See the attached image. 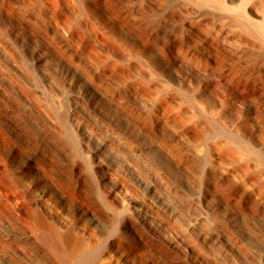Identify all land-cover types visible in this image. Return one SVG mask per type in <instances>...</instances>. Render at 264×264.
<instances>
[{
    "label": "rangeland",
    "instance_id": "374dc122",
    "mask_svg": "<svg viewBox=\"0 0 264 264\" xmlns=\"http://www.w3.org/2000/svg\"><path fill=\"white\" fill-rule=\"evenodd\" d=\"M84 1H86L85 4L83 0H0V45L5 47L6 52L8 51L7 57L9 58L6 59L0 54V65L3 64L0 68V239L5 241V238L7 239L16 234L10 237L11 239H7L8 242L0 244V253L11 252L14 255L13 252L22 246L17 241L15 242V238L20 240V242L22 241L21 243L25 241L23 248L21 247L25 251L29 250L30 253H35L34 250L36 249L37 253H42L38 252L41 251V248H38L40 243L34 238L31 239L30 232L22 227L23 224H26V218L20 215L19 207H28L29 202H32L29 204L31 208L28 207L27 209H29L28 212L31 213L30 217H32L33 221H38L39 217H43L44 211L34 201L35 190L36 188L40 190L54 185L57 190L59 188V194L64 198L66 197L67 211L70 212H68L69 215L72 214L70 215V225L68 224L69 228L75 229L74 231L82 235V227H87L90 230L93 243L100 245L99 247L103 249L98 248L101 254L106 249H111L110 240L113 238L115 240V237H117L116 239H121V242L116 240L120 246L116 244V249L113 250L114 253L112 252L116 260H120L122 251L131 250L128 249L129 246L132 249L137 246V248L135 247L137 251L141 248L138 252L135 250L139 256L138 262L149 260L153 264H190L175 251L161 245L162 243L158 240L152 237L150 239L146 230L136 220L132 223L136 222V225L140 226L138 230L142 236L144 235L147 245H136L129 234L121 230L122 226L120 227L121 224H118L117 220L119 216L124 217V209L118 205L116 200L114 201L109 196L108 188L103 184L100 185L97 175L93 173L95 171L94 162L79 147L81 146V136L69 123L68 103L63 105H56L55 103V107V101L51 97L52 95H49V92L43 91L49 96L47 97L41 90L40 92L38 91L39 87L36 86L39 84L37 69L33 67L30 57L26 55L24 49L22 50L24 48L23 42L12 33V25L3 17L4 14L15 20L29 34L32 41L28 38L25 39L29 46L35 51L43 50L48 53V62H50H47V65L52 69L58 84L63 86L64 76L57 74L56 70L51 66L53 62L65 63L67 66L69 64L77 72L79 78L92 82L91 85L105 96L107 108L115 110L114 112L111 111L113 122L96 119L90 122L91 127L93 129L95 127V131L100 128L99 132H97L101 133V137L109 135L117 137L115 139L122 140L121 143L118 140L113 142V147L115 149L118 148L122 154L131 157L134 156L133 153L137 150L138 156L134 160L136 163L138 162L137 164L140 166L139 169L144 177L149 176L150 174L148 173L155 172L163 179L165 178L164 180L168 186L164 187V190L169 191H167L169 193L168 199H172L171 203L178 207L176 217L163 214V216L168 217L164 218V220L168 219V223H165L167 229L173 226L177 231L175 232L172 227L170 230L180 234V231H182L181 227L184 226V219L193 216L194 213L201 209V204L199 201L197 202L195 193L199 192V189L200 191L208 189L211 210L207 212L206 219L202 221L200 227L195 229L194 233L188 234L185 237L186 241H184L194 243L199 250L205 253L208 251H206L203 242L196 240L195 236L197 233L202 232L206 237H209L214 231L227 232L226 234L239 247L243 257L239 259L222 244L217 243L216 248L219 251H224V255L227 257L223 256L222 260L218 261L211 253L208 252V255L205 253L212 264H259L261 260L260 254L264 251V100H259L253 96L251 98L250 95L238 98L230 93H226L225 96H218L216 90L203 86L204 83L201 84L200 78L190 77L188 71L186 72L177 62L179 58L185 57L182 53L184 51L185 54L189 53V55L195 56L189 57L187 55L190 60H192L191 57L198 60L197 57L202 59L208 55L207 58L210 62L208 60L205 63V69H203V63H200L202 61L205 62V59L199 60L200 64L193 59L194 63L197 62L199 65L195 64L204 71L207 69L208 62L210 65L212 64L211 66L214 69L217 68V71L225 68L227 72L233 69L232 67L235 66V63L232 60L229 61L230 58L220 55L221 53H216L217 51L210 48L207 43L200 42L197 37V39L194 38L195 36L192 37L184 29H181V25L177 27L179 23H176V29L175 23H172L174 26H171V23H167L169 14L166 9H164V16L166 13L168 16L164 17L162 16L163 13L161 14L163 12L161 9L163 8L156 6L153 0H143V3L140 2L141 0H106L107 3L113 2L111 9H109V11L112 10L110 12L107 9L105 10L108 5L110 8L109 3L107 5L100 4L101 1L102 4L106 1L100 0L98 4V1L94 0L96 2L95 6L92 5L91 0L88 3V0ZM144 1L148 2L145 3ZM151 5L155 6L154 9ZM157 7L161 11L158 12V15H156ZM100 8L108 12V14L115 13V16L116 14H121L122 19L128 16L126 18L129 20L128 18L131 17L130 23L125 18L127 25H124V22L123 24L121 23L126 31L118 23L122 20L121 17L120 20L116 16L117 22L116 18H113L114 14L109 15L110 18L101 17L99 19ZM145 9L148 11L146 14L151 13L150 16L152 14H154V17L155 15L157 16L155 21L154 17L150 19L148 14V17L145 16L146 14L143 15ZM89 10L94 13L91 14L92 12ZM159 14L165 20L158 18ZM91 15H94V18ZM144 16L149 20L143 21ZM135 17L140 19H137L139 25L137 24L138 22L133 21L134 19L136 20ZM108 20L113 21L116 24V28L110 26L111 24H108ZM131 21L134 24L136 23V28L135 26L132 28L133 22ZM140 22L142 23L140 24ZM106 23L107 25L105 26ZM112 28L115 29L113 30ZM109 30H111L112 34ZM115 33H120L119 35L123 37V41ZM115 36L119 45L122 44L123 47L128 45L129 48H123L121 47L122 45L119 46L115 42ZM124 40H127L128 43L126 44L127 41L125 42ZM141 40L145 43L143 44ZM178 49H182V52H180L182 55L178 53ZM189 58L186 59L190 61ZM8 60L13 61L25 74L18 73ZM194 63L191 64L193 65ZM209 69L210 66L208 71L214 70L212 68L211 70ZM155 70L160 74L152 72ZM172 70L179 72V77L183 81L190 82L192 80L191 84L194 87L186 86L183 81H172L170 79ZM156 74L160 77L162 76V79ZM168 78L169 80L166 81ZM159 79L162 81L160 82ZM163 79L167 84L163 85ZM31 82L37 84H32ZM181 82L183 85H179ZM189 89H191L190 92ZM192 89L193 91L195 90L194 92L198 91L199 95L201 92L200 101L203 111L207 107L210 108L208 114L195 109L196 99L193 101L194 98L192 97L195 96L194 92H191ZM190 93L193 95L191 96ZM160 95H164L166 105L161 104V100H157L158 96L160 99L163 98ZM218 97L222 98L223 101ZM29 100L36 104L38 102V105H41L40 107L45 112L49 115L51 114L50 116L62 125L63 131L58 132L52 127L45 125L41 116L30 105ZM211 108L216 111L220 108V113L217 111L214 113L216 115L212 114L213 110L211 112ZM204 112H207V110ZM218 115L220 118L216 117ZM223 118L227 125L224 124ZM192 124H195L196 127H193ZM13 129L17 130L19 136L12 133ZM189 129H191L190 133ZM109 132L111 133L109 134ZM49 142L52 143L50 144ZM51 145H53L52 148ZM196 147L202 150L201 155L195 154L194 150ZM44 149L47 152L46 154L45 152L43 153ZM59 149L62 153H68L69 155L67 154V156L70 158L59 155ZM36 151L42 153L40 158H37L38 161L41 160L40 163L37 160L34 163L35 168L37 167L40 170V175L33 170L34 166L28 167L25 163L27 156L33 155ZM81 153L84 154L82 155ZM74 159L76 162L73 161ZM42 160H46L45 163ZM73 166L78 168L77 172L74 171L73 168L75 167ZM118 173L120 174L117 177L120 179L122 176V182L127 183V185L129 183V186L130 184L133 185V188L132 185L130 186V190L133 195L141 200L144 195L142 187L140 188L134 182L130 174L128 175L122 166L116 169V174ZM93 174L94 176H92ZM184 181L190 184L189 188L183 183ZM34 182L35 185H33ZM171 194L172 196H170ZM216 196L222 199L223 206L218 203ZM55 198L59 202L60 198ZM4 199L6 202L8 200L7 204L4 203ZM81 202H84V204ZM14 205H16L15 209ZM79 206L92 211L95 210L96 214L102 213V211L104 214L105 210L108 212L116 208L117 220L113 223H111V220H106L108 222H104L102 230V228L92 224L90 218L80 213L78 210ZM33 207L37 210L36 214L32 210L34 209ZM38 208H40V211ZM7 209L9 210L8 212ZM15 211L19 213L16 212L14 214ZM41 211L43 215L40 216L42 214ZM159 214L161 215V213ZM71 216H74L75 219ZM17 222L18 224H16ZM73 225L76 226L74 227ZM14 227L21 231L16 230ZM7 228H10L12 232L7 231ZM2 230L6 231L9 236L2 235ZM23 235L25 240L22 239ZM94 236L98 238H94ZM109 236H113V238L109 239ZM28 237L31 242L33 241L32 244H29L30 239ZM107 237L109 240L106 239ZM95 240L97 242L100 240L101 243H97ZM34 242L35 246L33 245ZM4 243L7 244V248ZM13 243L16 249L13 247ZM125 247H128L127 250H125ZM117 250H119V253L115 252ZM131 251H134V249ZM116 264L119 263L117 262ZM136 264H140V262L137 263L136 261Z\"/></svg>",
    "mask_w": 264,
    "mask_h": 264
},
{
    "label": "bare ground",
    "instance_id": "6f19581e",
    "mask_svg": "<svg viewBox=\"0 0 264 264\" xmlns=\"http://www.w3.org/2000/svg\"><path fill=\"white\" fill-rule=\"evenodd\" d=\"M91 1L93 3L92 5L95 6L96 2L98 1L97 3L99 4L100 0H97V1L95 0L96 2H94V0H91ZM103 1H106V0H103ZM142 1L143 0H141L140 2H142ZM153 1H154V4L156 6H158L159 8H163V9H161V10H163V12H161L160 9L157 7L156 8V12H157L156 15H158V12H161V14L163 13L162 16H164V12H165L164 9H166V12L169 14V16H168V14L166 13L164 16V17H166V15H167L169 17V18L167 17L168 18L167 19L168 22L166 21L167 23H169V24L171 23V26H174V25H172V23H175V29H176V23H179V25H177V27L181 25V29H184L185 32L192 35V37L195 36L194 38L197 37L200 42L207 43L210 46V48H213L214 50L217 51V52L216 51H214V52L221 53L220 55H224L226 58H230L229 61L232 60L235 63L234 64L235 66L232 67L233 69H230V71L228 70L229 72H227L225 68H224L225 71L223 68H222L223 70L219 69L217 71L216 70L217 68L214 69L213 66H211L212 64L211 65L209 64L210 60L207 58L208 57V55H207V57L202 58V59H205V62H203V61L200 62L201 64L203 63V69H205V66H206L205 63L209 60L207 69H206V71H204L201 67L196 65L199 63V60H202V59H199L200 57H197L198 60L197 59L196 60L198 61V63L195 62L196 63L195 64L194 63L195 58L191 57L192 60H190V58H189L190 56H193L191 53H190L191 55H189V53L185 54L184 53L185 51L182 52V49H180V50L178 49L179 50L178 53L180 54V52H182L185 55V57L183 56V57L179 58V60L177 62L179 63V65L182 68H184L186 70V72L188 71L190 77L200 78L201 84L204 83L203 86L205 85L206 88L216 90L218 93V96H220V95L225 96L226 93L227 94L230 93L233 96L238 97V98L244 97L246 95H250L251 98L255 97L259 100H264V0H153ZM83 2H84V4L86 3V1H84V0H83ZM88 2H89V0L87 1V3ZM147 2H145V3H147ZM108 3L106 1V2H104V4H102V1H101L100 4L101 5H105V4L107 5ZM109 4H110V8H109V5H108V7L106 6L107 8L105 7V10L107 9L108 12L112 11V10L109 11V9H111V5L113 4V2L111 1ZM150 4H151V2H150ZM154 7L152 6L153 9H154ZM103 8H104V6H103ZM114 10H115V8H114ZM150 10H151V7H150ZM89 11H91V10H89ZM108 12L101 9L100 14L98 13L100 15L99 19L101 17L102 18H110L109 15H111L112 13L108 14ZM118 12H120V11H118ZM144 12H143L144 13L143 15H145L146 12H148V11L145 9ZM93 13L94 12H92L91 14H93ZM95 14L97 15V13H95ZM113 14H112L113 18H116V16H117V18L120 19L121 14H119V15L116 14V16H115V13H113ZM147 14L145 16L148 17V15H149L150 19L154 17V14H152L151 16H150L151 13H149L148 15ZM161 14H159L158 18L161 16ZM156 15H155V17H157ZM91 16L93 17L94 15H91ZM145 16L143 17L145 19V20L143 19V21H146V19H148L147 17L145 18ZM3 17L12 25V29H11L12 33L15 36H17V38H19L23 42L24 48H22V50L24 49V52L26 53V55L28 57H30V62L33 64V67H35L37 69V72H36V73H38L37 74L38 75L37 80H39V82L38 81L37 82L39 84L32 83L34 80L31 83L37 84L36 86L39 87V90H38L39 92H40V90H41V92H43V91L47 92V93L49 92L50 93L49 95L50 96L52 95L51 97L55 101L54 105H55V103H56V105H63L64 103H68L69 107L67 106V108H69V114H68L69 115L68 116L69 117V123H70L71 127H73V129L81 136V142L79 141L81 146H79V147H81L82 150L84 151V153L86 154V156H88L94 162L95 171H93L92 169H91V171H93V173H95V175H97V177L101 183L100 185L103 184L105 187L108 188L109 196L111 198H113L114 201L116 200L118 205L124 209V217L119 216L118 220L116 219L118 216V214L116 213V210H117L116 208L114 210L112 209V211H108V212H107V210H105L106 212H104V214L102 211V213H99L102 215H99L98 213L97 214L95 213V210H93L94 211L93 212L91 209H86L83 206H79L78 210L80 211V213H83L86 217L90 218L92 224L102 228V230L104 228V222H108L109 220H111L112 221L111 223H113V222H116L115 220H117L118 224H121L120 227L122 226L121 230H123L125 233L129 234L131 239L138 246H144L146 244L145 238L143 237L144 235L142 236L141 232L138 230V228H140L139 225H141L142 228H144L146 230L147 234L150 236V239L154 238V239L158 240L159 242L162 243V244L160 243L161 245H164L167 248L175 251L178 255H180L181 258L183 257V259L187 260L186 262H189L190 264H212V262L206 257L208 255V252L211 253L214 256V258L217 259L218 261L222 260L223 256L227 257L226 255H224V251H219L218 248H216L217 243L222 244L227 250L232 252L239 259L241 257H243L241 251L239 250V247L236 245V243L233 241V239H231L226 234L227 232H225V233L220 232V230L219 231L213 230L214 232L209 237H206V235L202 232L199 234L198 233L196 234V236H195L196 240L204 243L203 245H204L206 251H208V252H205L207 255L204 252H202L201 250H199L194 243L185 242L186 241L185 237H187L188 234H190V233H194L195 229L200 227V224L202 223V221L204 219H206L205 217L207 216V212L209 210H211V204L209 203L208 189H206V190L202 189L201 191L199 189V192L195 193L196 197L195 196L194 197L197 199V202L198 201L200 202L201 209L197 213H194L193 216L184 219V221H183L184 226L181 227L182 231H180L181 229L178 230V231H180V234L174 233L173 231L170 230L172 227L173 230L175 229V232L177 231V229L173 226H171V227L169 226L170 229H167L165 223L166 224L168 223V221H167L168 219L164 220V218L166 216H163V214L169 215L170 217H173V216L176 217L178 207H175L174 204L171 203V201H173L172 199L171 200L168 199L169 198V195H168L169 193H167L168 190L167 191H165L166 189L164 190V187L168 186L166 181L164 180L165 178L163 179L158 174H155V172L154 173H148L150 175L147 177H144L143 174H141V171L139 169L140 166H138V164H137L138 162L136 163V161L134 160V158H136L138 156L137 150L134 151V153H133L134 156L128 157V156L122 154L117 147H116L117 149H115L113 147L114 141L118 140V142L121 143L122 140L115 139L117 137L109 136V135L105 136V137L104 136L101 137L100 136L101 133H98L100 128L98 127L99 129L97 130L98 131L97 132V131H95V127H94V129H93V127H91L92 125L90 124V122H93L96 119H102V120H106V121L110 120V122L111 121L113 122V119L111 117L112 116L111 111L114 112L115 110H110L107 108V106H106L107 105V99L105 98V96H103L98 91V89L94 88L93 85H91L92 82H89L87 79H84V78L81 79V77L79 78V76H77L78 75L77 72L73 69V67L69 66V64L67 66V65H65V63L59 64V63L52 61L53 63L52 64L50 63V64L56 70L57 74L64 76L63 86L58 84L57 83L58 81L55 80V75L52 72V69L49 68V66L47 65V62L49 59L48 53L43 51V50H36L35 51L31 46H29V44L26 43V40H25L26 38L30 39L31 41H32V39L30 38L29 34L26 31H24L25 29L23 30L22 26L17 24V22L15 20H13L12 18H9L4 14H3ZM126 17H128V16H126ZM126 17H123L124 20L121 17V19L123 21L120 19L122 22L120 21L118 23L120 25H122L123 22L125 23L124 25H127L128 24V23L126 24L127 21L130 23L129 20L131 17L129 16L130 17V18H128L129 20H127ZM136 17H138V16H136ZM155 17H154V21L156 20ZM117 18H116V22L118 20ZM125 18L127 20L126 22H125ZM137 19H139V18H136V20L134 19L133 21L138 22ZM141 19H142V17H141ZM163 19L165 20V18H163ZM133 21H131V22H133ZM142 22H140V24ZM148 22H151V21H148ZM108 24H111L110 26H113V27H115V25H116L113 21H109ZM135 24L133 22V24H132L133 27L132 26H130V27L134 28V26H135V28H136L137 25H135ZM137 24L139 25V22ZM106 25H107V23L105 24V26ZM124 25H122V27ZM170 28H172V27H170ZM110 29H111V27H110ZM122 29L126 31L125 27H123ZM107 30H105V31H107ZM109 31L111 32V30H109ZM109 31H108V33H109ZM100 34L102 35V33H100ZM103 34H104V32H103ZM111 34H112V32H111ZM111 34H107V35L109 36ZM117 34H116V36H117ZM119 34H118V37H121ZM116 36H115V39H116ZM192 37H190V38H192ZM122 38L123 37H121V39L120 38L119 39L123 41ZM124 39H125V37H124ZM139 39H141V38H139ZM112 40L114 41V39H112ZM144 40H146V39H144ZM116 41H117V39L115 40V42ZM116 43L119 45V42H116ZM120 43H121V41H120ZM127 43H128V41L126 42V44ZM142 43H143V41H142ZM146 43H147V41H146ZM205 43H203V44L205 45ZM121 45H119V46H121ZM121 47H123V45ZM126 47L129 48L128 45H126ZM126 47L124 45L123 48H126ZM140 47H142V46H140ZM7 53H8V51L6 52L5 47L0 45V54L2 55V57L4 56V58L9 59L7 57ZM182 53L180 55H182ZM152 55H154V54H152ZM156 57H158V56H156ZM193 57H195V56H193ZM149 58H151V57H149ZM186 58H189L190 61H188V59H186ZM206 58H207V60H206ZM177 59H178V57H177ZM11 60H8V62L12 65V67L18 73L24 75L25 73H23V71L20 69V67L19 66L17 67V65ZM190 62L194 63L195 66H193L194 64L192 65ZM231 64L233 65V63H231ZM1 65H3V64H1ZM1 65H0V68H1ZM209 66H210L209 70H211V68H212L215 71L214 70H211L212 72L208 71ZM177 71H175V70L171 71L170 79L174 82H176L177 80L183 81L182 78L179 77V72H177ZM152 72H156L157 74H160L156 70L152 71ZM158 77H160V76H158ZM160 78L162 79V76ZM164 79H163V82H164L163 85L167 84L166 81H168L169 78L166 79V81H164ZM161 81L162 80H160V82ZM183 82L186 86L194 87L193 84H191L192 80L190 82H188V81H183ZM160 84L162 85V83H160ZM179 85H183L182 82H181V84L179 83ZM38 87H36V88H38ZM190 90L191 89H189V92H190ZM194 91L192 89L191 92H194ZM197 92H194L195 97H192V98H194L193 101H195V99H196V106H195L196 108L195 109L199 110V112L202 111L204 114H208V111L210 108L207 107V109L204 110V111L207 110V112L203 111V106H202L201 101H200L201 92H200V95ZM190 95H191V93H190ZM46 96L49 97L48 95H46ZM160 96L163 97L164 95H160ZM250 96H248V97H250ZM218 98H220V97H218ZM245 98H247V97H245ZM135 99H136V97H135ZM162 99H160L159 96L157 97L158 101L161 100V102H160L161 104L166 105V102L164 100L165 98L163 97ZM203 99H201V100H203ZM220 99H221V101H223L222 98H220ZM223 99H224V97H223ZM31 101L29 102L30 105L32 106L33 109H35V111H37L39 116H41L45 125H47L48 127H52V129H55L58 132L63 131L62 125H60L55 120V118L50 116L51 114L49 115L47 112H45L40 107L41 105H38V102L36 104L34 102L32 103ZM56 105H55V107H56ZM205 106H206V104H205ZM219 109L217 110L218 112L221 110V109L220 110ZM212 110H213V112H212ZM217 111L215 109L211 108L212 114H214ZM214 115H216V114H214ZM216 117L220 118L219 115ZM222 120L224 121V124H226L224 118ZM102 122H104V121H102ZM108 123H109V121H108ZM190 123H192V122H190ZM100 124H102V123H100ZM70 125H68V126H70ZM194 126L196 127L195 124L193 125V127ZM118 128H119V126H118ZM220 128H222V127L220 126ZM223 129H224V125H223ZM55 130H54V132H55ZM105 130H106V128H105ZM195 130H196V128H195ZM190 132H191V129H189V133ZM12 133L16 134V135L19 134L17 132V130H15V129L12 130ZM110 133L111 132H109V134ZM225 136H227V135H225ZM48 145H46V146H48ZM52 146L53 145H51V148H52ZM118 147H119V145H118ZM15 150H17V149H15ZM44 152H45V154L47 153L45 151V149L43 150V153ZM58 152H59V155H61L62 157H66V158L69 157V156H67L68 153L67 154L65 152L62 153L60 151V149L58 150ZM194 152L196 155H201L202 150L199 147H196ZM41 155H42V153L36 151L33 155L27 156V158L25 160L26 166H28V167L34 166V163L36 160H37V162L40 163L41 160L39 159L40 161H38L37 158H40ZM42 161H44V163H45L46 160H42ZM73 161L76 162L75 159ZM119 166H122L124 171H126L128 173V175L130 174V176L134 180V182L136 184H138L140 186V188L142 187V189L144 190V195L141 198V200H139V197H136L135 195H133L132 191L130 190V186L132 184H130V186H129V183L127 185V183L121 181L122 176L120 177V179H119V177H117L120 174V173L116 174V169L119 168ZM73 167H75V166H73ZM71 168H70V170L73 171ZM73 169L75 172H77L78 168L75 167ZM30 170H32V169H30ZM33 170L36 172V174L40 175L41 172L37 167L35 168V166H34ZM90 174H92V172H90ZM30 175H31V173H30ZM92 176H94V174ZM34 179H35V177H34ZM25 180H23V181H25ZM130 183H132V182L130 181ZM183 183L189 188V185H190L189 183H187L185 181ZM39 184H40V182H39ZM33 185H35V182ZM99 188H101V187H99ZM132 188H133V185H132ZM36 190H37V188H36ZM36 190H35V194H34V201L44 211V215H43L42 211H41L42 214H40L38 212L40 214V216L43 215V217L42 216H41L42 218L39 217V215L37 213L39 220L33 221L32 217H30L31 213H29L28 212L29 209H27L28 207H30L29 204L32 203V202H29L28 207H24V206L19 207L20 208L19 209L20 215L22 217L24 216L26 218V220H25L26 224H23V223H19V224H21V225L23 224L22 227H24L25 229L28 230V232H30L31 239L34 238V239H36L37 242L40 243V247L38 246V248H41V251H38V252H42V253H37L36 249L35 250L33 249L35 253H30L29 250H27V248H26V250L28 252L25 251V249H22L25 241L23 243H21L22 241L20 242V240H16V238H15V242L17 241V243H19V245L22 244V246H21L22 248L20 247V248L16 249L15 248L16 243L14 242L15 244L13 243V247L16 249L15 252H13L14 255L11 252H9L11 254H9L8 252L7 253H4V252L0 253V264H113L115 262L116 263L118 262L119 264H136V261H137V263L140 262V264H153V262L149 261V260L146 262H141V261L138 262L139 256H138L137 252L141 248H139V250L137 251V249H136L137 246H135L136 248L135 247L133 248L134 251H131V250H133L131 246H129V248L127 247L128 249H131V250L124 251V252L122 251L120 260H116V257L113 254L114 253L113 250L116 249V244H119L116 241L119 239H116L117 237H115V240H114L113 236L112 237L109 236L110 237L109 239L113 238L110 240L111 249H106L101 254L99 249H98V248H100L99 247L100 245L98 246V244L95 243L96 244L95 245L93 243V239L91 238L90 230H88L87 227H85V226L82 227V230H83L82 235H80L76 231H74L75 229L73 230V229L69 228L68 224L71 221L70 215H72V214L69 215L70 212L67 211V204H66V199H65L66 197L64 198L61 194H59V192H58L59 188L57 190V188L54 187V185H53V186H47L45 189H40L37 191ZM30 191H31V189H30ZM101 191H102V189H101ZM104 194H106V193L104 192ZM0 195H1V193H0ZM170 196H172V194ZM55 197L60 198L59 202H57ZM110 197H109V199H110ZM217 200L219 201L218 203H220L222 206L224 205L222 199L217 197ZM7 202H8V200H7ZM7 202L4 199V203L7 204ZM4 203H3V205H5ZM18 203H19V201H18ZM81 203L84 204V202H81ZM211 203H212V201H211ZM15 204H17V203H15ZM34 205L36 206V204H34ZM15 207H16V205H14V209H15ZM33 208L34 209H32V210L35 211V214H36L37 210H35V207H33ZM38 209L40 211V208H38ZM109 209H111V208H109ZM215 209H216V207H215ZM32 210H30V211H32ZM8 211L9 210L7 209V212ZM33 211H32V213L34 214ZM16 212L17 211H15L14 214ZM19 212H17V213H19ZM159 213H161V215ZM232 216H234V215H232ZM71 217H73V219H75L74 216H71ZM110 217H112V218H110ZM121 217H122V220H121ZM33 218H34V216H33ZM134 218H136V219H134ZM166 218H168V217H166ZM36 219H38V218H36ZM132 219H134V220H132ZM76 220H78V219H76ZM106 220H108V221H106ZM119 220H121V221H119ZM135 220L139 222V225H136V222H134V224L137 227L132 223ZM81 221H83V220H81ZM119 222H121V223H119ZM77 223H78V221H77ZM16 224H18V222ZM84 224H85V222H84ZM88 226H90V225H88ZM114 226H115V224H114ZM14 228H16V227H14ZM9 229L7 228V231L12 232V230L11 229L9 230ZM13 230H15V229H13ZM16 230H19V229L16 228ZM19 231H21V230H19ZM91 232H92V230H91ZM1 233H3L2 235H6V237L9 236L6 234V231L2 230ZM9 234H11V233H9ZM20 234H21V232H20ZM26 234H27V232H26ZM15 235H12L10 237H13ZM10 237H8L7 239H11ZM17 238L19 239V237H17ZM24 238H25V236L23 235L22 239L25 240ZM28 238H27V240H28ZM94 238H98V237L94 236ZM193 238H194V235H193ZM7 239L5 238V241L0 239L1 240L0 244L2 242H8ZM31 239L29 241V244L33 243V241L31 242ZM99 239H101V238H99ZM106 239H108V237ZM108 240H106V241H108ZM127 241H128V239H127ZM35 242L33 244L34 246L36 245ZM98 242H100V240ZM154 242H155V240H154ZM132 245H134V244H132ZM4 246H6V248H7V244H5ZM29 246H31V245H29ZM119 246H120V244H119ZM122 247H124V246H122ZM33 248H36V247H33ZM127 248L125 250H127ZM6 250H8V249H6ZM101 250H103V249H101ZM115 252L119 253V250H117ZM260 258H261V260H260L259 264H264V251H262V253L260 254ZM21 261H23L24 263Z\"/></svg>",
    "mask_w": 264,
    "mask_h": 264
}]
</instances>
